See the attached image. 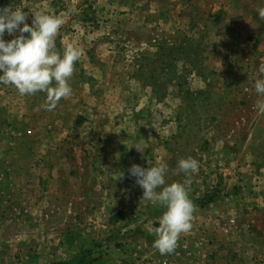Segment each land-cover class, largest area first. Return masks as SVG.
<instances>
[{
    "label": "rangeland",
    "instance_id": "rangeland-1",
    "mask_svg": "<svg viewBox=\"0 0 264 264\" xmlns=\"http://www.w3.org/2000/svg\"><path fill=\"white\" fill-rule=\"evenodd\" d=\"M8 5L29 25L38 9L62 17L57 50L82 56L53 111L0 84V264H264V0ZM188 157L193 228L161 255L149 228L165 209L128 169L163 162L183 182Z\"/></svg>",
    "mask_w": 264,
    "mask_h": 264
},
{
    "label": "clouds",
    "instance_id": "clouds-1",
    "mask_svg": "<svg viewBox=\"0 0 264 264\" xmlns=\"http://www.w3.org/2000/svg\"><path fill=\"white\" fill-rule=\"evenodd\" d=\"M257 12L264 19V7H257ZM31 15L33 18L29 25L28 13L23 8L13 5L0 7V84L14 86L21 96L44 93L46 99L40 107L53 111L61 99L72 94L69 81L74 74L75 63L82 56V50L70 44L61 55L56 47V37L65 23L64 19L46 13L43 9L31 11ZM6 32L9 36L19 34L5 41ZM259 72L264 74V64L260 65ZM253 89L262 97L254 107L264 115V79H256ZM147 147L145 142L142 148H135L143 152ZM168 171V165L163 162L147 168L133 164L128 169L129 175L143 189L141 201L165 209L159 217V226L149 228V233L155 237L153 247L161 255L173 254L181 235L193 228L197 208L189 198V192L192 176L199 171V162L192 157L178 161L177 174H184L183 182L167 184L165 177Z\"/></svg>",
    "mask_w": 264,
    "mask_h": 264
}]
</instances>
